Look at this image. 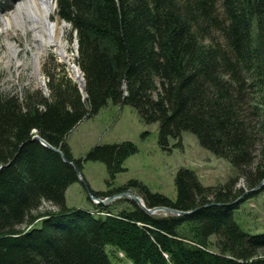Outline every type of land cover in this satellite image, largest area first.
Returning a JSON list of instances; mask_svg holds the SVG:
<instances>
[{"label":"trees","instance_id":"16d2710c","mask_svg":"<svg viewBox=\"0 0 264 264\" xmlns=\"http://www.w3.org/2000/svg\"><path fill=\"white\" fill-rule=\"evenodd\" d=\"M57 2L76 31L88 96L65 69L49 70V96L26 90L21 100L0 90V264H113L118 251L134 264H264V233L244 230L234 216L244 200L239 179L253 188L264 178V0ZM110 101L158 122L164 149L191 132L237 174L204 185L181 167L175 199L137 180L91 190L139 187L148 206L193 210L184 215L149 214L135 201L116 212L98 203L104 215L67 206L83 159L66 137ZM137 151L132 140L102 143L85 160L103 161L112 184ZM44 202L58 209L40 211Z\"/></svg>","mask_w":264,"mask_h":264},{"label":"rangeland","instance_id":"374dc122","mask_svg":"<svg viewBox=\"0 0 264 264\" xmlns=\"http://www.w3.org/2000/svg\"><path fill=\"white\" fill-rule=\"evenodd\" d=\"M18 1L0 0V90L17 93L21 100L26 90H41L44 95L49 96V70L65 69L68 76L77 82L69 68V63L61 60L51 51L41 57L39 71L36 69L34 50L37 48L32 46V33L19 26L13 17ZM55 1L57 3V0ZM58 16L61 21H65L59 14ZM8 19H10V25L7 22ZM65 39L69 50V62L79 65L77 63L79 46L76 43V31H73L71 24L67 28ZM40 76L43 77L44 83L41 82ZM66 140L74 157L83 159L79 180L71 184L66 191V205L103 215L108 212L98 210L96 205L101 202L97 200V197L104 198L121 191L99 196L91 190L106 192L123 186L130 180H137L147 185L151 191L160 192L175 199L177 196L175 177L181 167L195 170L204 185L224 184L237 174L230 161L217 157L203 147L197 136L191 132H183L182 146H173L177 140L171 138L172 149H164L159 143V123L142 121L137 110L129 104L108 102L97 114L79 122L69 132ZM123 140L134 141L138 145V151L125 160L126 170L118 173L113 183L109 184L110 175L106 164L100 160H85V157L97 144ZM257 155L259 157V151ZM236 187L242 189L241 199L244 200L234 212L235 219L244 230L252 234L264 233V190L259 192L261 187L257 190L258 192L256 191L255 196L246 198L251 193L246 190L251 188L247 187L244 178L239 179ZM127 189L144 199L139 187L124 190ZM132 201L129 197L122 196L102 204L109 205L116 212L121 208L131 207ZM40 208V211L57 210L58 206L51 202H44ZM40 221H37L35 226L40 225ZM106 247L111 252L114 249L110 244ZM111 260L113 264H134L123 251L113 252Z\"/></svg>","mask_w":264,"mask_h":264},{"label":"bare ground","instance_id":"6f19581e","mask_svg":"<svg viewBox=\"0 0 264 264\" xmlns=\"http://www.w3.org/2000/svg\"><path fill=\"white\" fill-rule=\"evenodd\" d=\"M57 13L55 0H19L13 17L19 26L32 33V46L37 48L34 50V61L38 71L41 57L51 51L58 55L61 60L68 62L75 79L83 82V74L79 65L69 62V50L65 34L70 24L61 21ZM7 22L9 25L11 24L10 19ZM40 80L44 83L42 76H40Z\"/></svg>","mask_w":264,"mask_h":264},{"label":"water","instance_id":"95a60500","mask_svg":"<svg viewBox=\"0 0 264 264\" xmlns=\"http://www.w3.org/2000/svg\"><path fill=\"white\" fill-rule=\"evenodd\" d=\"M56 4L58 6V2ZM76 43L79 46L78 39H77ZM80 69H81V67H80ZM82 74H83V82H79V81H77V82L79 83L80 89L82 90L84 96L86 97L87 96L86 79H85L83 71H82ZM34 137L39 139L44 145H46V146L54 149L55 151L59 152L62 155V157L67 161L65 155L63 154V152L59 148H56V147L52 146L47 140H45L44 138H42L39 135H35ZM263 186H264V178L260 181V183L258 185H256L255 187H253V188H251L249 190H246V192L257 191L258 189H260ZM122 196L129 197L131 200L135 201L140 207H142L149 214H155V215H184V214H187V213H191L193 211V210H181V209H177V208H174V207H171V206H166V205H156V206L150 207V206H148L146 204V202L144 201V199L142 197H140L139 195L133 193L130 189L115 193V194H113L111 196L104 197V198L97 197V200L99 202H101V203H105V202H107L109 200H113L115 198H119V197H122ZM240 198H241V196L239 197V199ZM211 204H222V203H215L214 202V203H211Z\"/></svg>","mask_w":264,"mask_h":264}]
</instances>
